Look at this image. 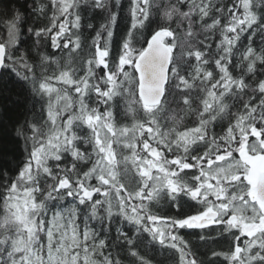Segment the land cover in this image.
<instances>
[{
    "label": "snow or ice",
    "instance_id": "snow-or-ice-1",
    "mask_svg": "<svg viewBox=\"0 0 264 264\" xmlns=\"http://www.w3.org/2000/svg\"><path fill=\"white\" fill-rule=\"evenodd\" d=\"M0 264H264V0H0Z\"/></svg>",
    "mask_w": 264,
    "mask_h": 264
},
{
    "label": "trees",
    "instance_id": "trees-1",
    "mask_svg": "<svg viewBox=\"0 0 264 264\" xmlns=\"http://www.w3.org/2000/svg\"><path fill=\"white\" fill-rule=\"evenodd\" d=\"M185 211H189V209L185 208ZM182 234H184L186 236V238H189L187 236V233L182 231ZM193 242H194V250L198 251V254L201 256V258H204L205 254L208 252V247L207 246H202L199 243L195 242L194 238ZM212 247H216L218 250L221 247V245H212ZM149 255H151V253H149Z\"/></svg>",
    "mask_w": 264,
    "mask_h": 264
}]
</instances>
